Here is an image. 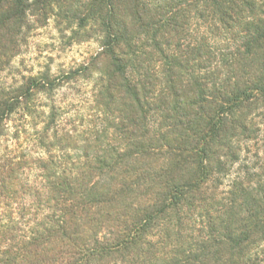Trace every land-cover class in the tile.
Masks as SVG:
<instances>
[{
    "label": "trees",
    "instance_id": "trees-1",
    "mask_svg": "<svg viewBox=\"0 0 264 264\" xmlns=\"http://www.w3.org/2000/svg\"><path fill=\"white\" fill-rule=\"evenodd\" d=\"M51 18L99 50L0 85V264H264V0H0V74Z\"/></svg>",
    "mask_w": 264,
    "mask_h": 264
},
{
    "label": "rangeland",
    "instance_id": "rangeland-1",
    "mask_svg": "<svg viewBox=\"0 0 264 264\" xmlns=\"http://www.w3.org/2000/svg\"><path fill=\"white\" fill-rule=\"evenodd\" d=\"M62 26H58L51 18L45 27L35 29L22 48L21 54L10 61L8 68L0 74V85L17 81L19 75L28 76L30 73L43 70L48 64V71L56 74L60 70L67 71L74 68L99 50L95 38L84 42H71L63 38L68 34H61ZM63 38V39H62ZM91 83L78 80L77 83L64 86L56 94V103L61 105L74 104L83 106L89 98Z\"/></svg>",
    "mask_w": 264,
    "mask_h": 264
}]
</instances>
